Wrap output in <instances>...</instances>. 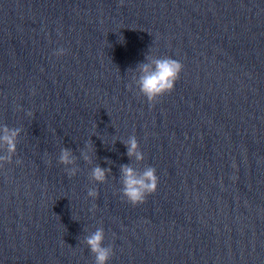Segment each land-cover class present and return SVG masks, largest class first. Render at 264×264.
Here are the masks:
<instances>
[{
    "label": "water",
    "instance_id": "1",
    "mask_svg": "<svg viewBox=\"0 0 264 264\" xmlns=\"http://www.w3.org/2000/svg\"><path fill=\"white\" fill-rule=\"evenodd\" d=\"M146 56L183 66L152 103ZM3 125L20 133L0 161V264H94L98 227L107 264H264V0H0ZM122 164L155 168L142 204Z\"/></svg>",
    "mask_w": 264,
    "mask_h": 264
},
{
    "label": "clouds",
    "instance_id": "2",
    "mask_svg": "<svg viewBox=\"0 0 264 264\" xmlns=\"http://www.w3.org/2000/svg\"><path fill=\"white\" fill-rule=\"evenodd\" d=\"M121 39H123L121 37ZM64 48L55 51V55L60 56L65 53ZM145 61L137 65L139 75L136 78V86L139 93L143 95L149 103L157 100L173 90L175 82L179 79L182 70V64L171 57H150L146 56ZM31 115V113H29ZM20 129L0 126V144L5 146V153L0 155V161H10L12 155L16 152L17 136ZM127 156L135 157L136 161L144 159L143 153L139 150L138 142L135 136H130L125 142ZM81 156L85 161H89V156L81 151ZM76 157L69 148H61L58 156V163L64 165V171L68 177L75 176L78 168L73 166ZM21 161L17 160L19 164ZM111 171L99 165L91 169V178L96 182H104L106 173ZM121 194L133 206L142 204L146 197L155 192L158 183L156 170L152 166H146L143 170L134 168L131 164H122L120 166ZM87 196L96 198L98 192L95 188H89ZM105 238L103 227L96 228L90 234L84 237L83 243L86 244L90 252L94 255V264H107V261L113 254L111 245L104 246Z\"/></svg>",
    "mask_w": 264,
    "mask_h": 264
}]
</instances>
